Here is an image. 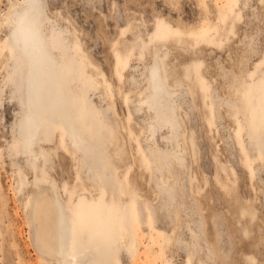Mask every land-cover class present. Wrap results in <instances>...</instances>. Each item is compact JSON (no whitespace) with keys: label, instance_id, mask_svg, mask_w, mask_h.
<instances>
[{"label":"rangeland","instance_id":"374dc122","mask_svg":"<svg viewBox=\"0 0 264 264\" xmlns=\"http://www.w3.org/2000/svg\"><path fill=\"white\" fill-rule=\"evenodd\" d=\"M22 7L0 0V264H45L26 209L45 182L79 249L100 243L110 254L120 238L114 264H264V0H41L87 163L52 119L31 156L22 152L27 66L5 21ZM155 63L165 88L140 106ZM168 106L173 133L159 119ZM177 144L184 165L163 168L157 156Z\"/></svg>","mask_w":264,"mask_h":264},{"label":"bare ground","instance_id":"6f19581e","mask_svg":"<svg viewBox=\"0 0 264 264\" xmlns=\"http://www.w3.org/2000/svg\"><path fill=\"white\" fill-rule=\"evenodd\" d=\"M40 7L41 0H23L21 13L14 16L7 15L5 18L6 25L11 31L10 40L26 59L27 66L25 76L27 110L17 124V134L23 145L22 152L27 156H31L44 124L52 119V121H58L61 126H64L69 144L68 149L79 151L83 156L81 161L87 163L93 152L92 147L82 137L80 126L76 125L78 115L73 110L74 103L72 99L65 96L64 82L59 74V62L49 53L45 44L41 29ZM149 84L151 94L148 99L140 100V106L150 102L149 100L153 96L165 88L164 78L159 75V66L156 63L150 69ZM167 93L168 95L171 94V92ZM166 110L169 111L168 114L161 116L159 119L163 123L169 124L173 133L174 108L168 106ZM148 132L153 137L154 127L150 126ZM184 155L185 149L181 144H177L175 148L165 154V160L160 154L157 156V161H160V164L162 163L163 168L172 164L180 167L184 165ZM179 167L178 169H180ZM155 169L157 170L156 166ZM88 179L97 182L101 179V176L93 175L91 177L88 175ZM164 183L165 181H161L159 188H162ZM26 209L31 243L37 257L43 263L114 264L112 257H115L116 247L122 243V241H119L120 238L112 237L110 245L112 247L109 248L112 254L103 252L100 243L88 245L85 250L79 249L76 227L54 183L45 182L34 185L31 188ZM102 232L101 228L94 229L93 233L89 235V239L99 242V239H101L99 235ZM83 234H85V231H83ZM132 245V242H129L126 249L131 257L135 251ZM209 250L211 251V249Z\"/></svg>","mask_w":264,"mask_h":264}]
</instances>
